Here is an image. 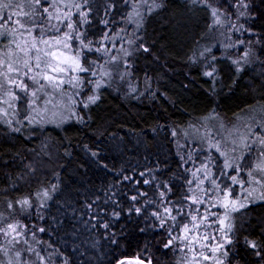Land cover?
Returning <instances> with one entry per match:
<instances>
[{
  "label": "snow or ice",
  "instance_id": "6c2138e0",
  "mask_svg": "<svg viewBox=\"0 0 264 264\" xmlns=\"http://www.w3.org/2000/svg\"><path fill=\"white\" fill-rule=\"evenodd\" d=\"M190 2L210 10V29L226 26L225 40L228 42L223 43L221 55L231 60L238 75L246 66H264V23L258 29L240 22L245 17L260 18L259 12L248 11L249 0ZM118 7L125 9V14L119 16L123 25L119 28L111 19L113 13L110 11ZM166 7V0H119V3L106 0L104 18H100L92 0H0V122L10 133H16L49 122L63 124L73 118L89 119L91 114L78 111V107L89 108L100 101L102 86L112 80L114 62L129 65L132 57L140 52L152 54L159 60L160 57L153 53L156 41L149 40L147 28L150 17ZM229 7L237 10L243 7L244 10L238 11L233 18ZM97 20L104 29L99 34L95 33ZM246 33H253L260 46L256 47L251 40L236 38ZM241 47L243 52L239 56H228L229 49L238 51ZM200 58H203L202 75L212 81L209 92L218 87L222 89L224 76L212 48L198 45L189 60L199 62ZM127 74L126 68L120 79ZM151 79L145 73L146 84ZM65 83L70 91L65 90ZM89 89L88 95H81ZM132 90L136 91L135 87ZM246 108L250 114L240 117L231 126L213 109L212 116L220 120L222 131L207 125L203 129L189 125L199 133L192 137L199 142L192 149L186 143H178V153L183 150L177 166L179 173L173 171L166 175L169 165L159 161L154 168L133 170L131 175L121 169L120 181H112L106 187L102 185L103 195L86 199L83 206L86 211L79 212L80 226H102L104 235L114 236L113 222L117 218L125 213L138 214L146 221L152 220V226L161 231L168 226L167 232L172 238L164 247L178 243L180 248L188 250L180 264H240L241 259H247L237 247L241 242L246 252L251 250L260 264H264V238L245 235L241 241L237 231V215L246 212L249 206L264 203V101L255 109L250 105ZM71 113L76 115L73 117ZM90 151L92 156L99 158V150ZM99 163L109 167L105 161ZM28 166L31 169V162ZM157 170L160 175L156 174ZM141 183L152 189L151 196L141 188ZM51 187L53 191L56 188L55 185ZM35 195L38 198L35 204L30 196H23L15 201L9 198L7 207L41 209L46 200L52 198L48 188H42ZM214 208L217 210L210 211ZM72 211L75 213L76 209ZM3 216L0 212V218ZM85 216L88 219H84ZM253 227H259L264 237V224ZM33 228L36 231L30 230L21 220L0 227L3 237L0 264H57L53 259L56 246L48 241L54 251L45 252L37 237V232L43 233L46 228H37L34 221ZM61 257L58 258L61 264H70L66 255L61 254Z\"/></svg>",
  "mask_w": 264,
  "mask_h": 264
},
{
  "label": "trees",
  "instance_id": "16d2710c",
  "mask_svg": "<svg viewBox=\"0 0 264 264\" xmlns=\"http://www.w3.org/2000/svg\"><path fill=\"white\" fill-rule=\"evenodd\" d=\"M115 2L119 3V0ZM166 3L163 11L150 17L147 28L149 40L156 41L153 53L160 57L159 60L152 54L140 52L132 57L129 65L114 62L112 80L102 86L100 101L89 108L78 107V111L91 114L89 119L73 118L62 125H47L42 130L44 136L29 138L22 132L4 135L0 130V212L4 213L0 227L15 220L23 221L32 231H36L33 221L37 228L45 227L46 231L37 232V237L45 252L54 251L48 241L56 246L53 259L57 264H61L58 259L62 258L61 254L69 258L70 264H117L120 261L125 264H180L188 250L180 248L178 243L164 247L172 238L168 235L167 225L161 231L152 226V220L125 213L113 222L116 235L106 236L102 226L81 227L79 212L86 211L83 208L86 199L103 195L102 185L106 187L112 181L121 180V169L131 175L133 170L154 168L159 161L169 165L166 175L173 171L179 173L177 166L183 150L178 153V143H186L192 149L199 142L192 139L194 133L189 125L202 129L211 121L213 109L221 119L227 116L232 120L245 111L246 106L264 98V76L255 72L259 64L246 66L238 75L231 60L221 55L223 43L228 42L225 40L227 31L209 28L211 13L208 8L194 6L190 0H166ZM105 4L106 0H92L100 18H104ZM220 6L224 7V4ZM228 10L234 18L244 9L229 7ZM110 11L116 27H122L119 16L125 14V9L118 7ZM248 11L259 12L260 18L245 17L240 22L259 29L264 23V0H249ZM103 30L97 20L95 33ZM221 33L225 35L221 36ZM236 38L251 40L256 47L260 46L253 33ZM198 45L211 47L213 55L217 56V64L224 76L222 89L218 87L209 92L212 81L202 75L203 58L199 62L189 60ZM242 52V47L238 51L229 49L228 56L237 57ZM99 56L97 53L96 58ZM126 68L129 74L120 79ZM145 73L152 78L147 84ZM133 87L136 91L132 90ZM90 91L81 95L86 96ZM71 115L74 117L76 113ZM90 150H99V158L92 156ZM100 160L109 167H103ZM29 162L34 170L29 168ZM156 174L161 172L157 170ZM52 185L56 186L54 191ZM140 186L152 195L150 187L142 183ZM42 188H48L52 198L46 200L41 209L28 210L19 205H15L14 210L7 207L9 198L15 201L23 196H30L35 204L38 200L35 193ZM72 209L76 212L73 213ZM247 211L253 213L249 222L246 218L247 224H239L241 212L236 217L241 241L245 235L264 238L259 227H253L264 224V203L249 206ZM9 214L16 215L13 216L16 218ZM40 216L44 219L41 220ZM256 218L260 220L256 221ZM177 233H180L179 229ZM237 247L242 256H247L240 264H260L251 250L246 252L242 242Z\"/></svg>",
  "mask_w": 264,
  "mask_h": 264
},
{
  "label": "rangeland",
  "instance_id": "374dc122",
  "mask_svg": "<svg viewBox=\"0 0 264 264\" xmlns=\"http://www.w3.org/2000/svg\"><path fill=\"white\" fill-rule=\"evenodd\" d=\"M216 29L218 32H222V31H225L226 30V26L225 27H219V26H216ZM255 72L257 74H259L260 76H264V66L262 65H258L257 68L255 69ZM258 76V75H257ZM65 87V90L66 91H70V88L69 86L67 85V83H65L64 85ZM43 99V96L42 98ZM57 99H59V91L57 90ZM264 101V98L262 100H256L255 103H253L252 105V109H255L256 108V105L260 102ZM66 102H69L70 103V100H68V98H66ZM250 114V111L248 109H245V111L241 112L240 115H237L235 118H233L232 120L231 119H228L227 116H225L224 118H222L224 121H226L229 126H231L232 124H235L237 122V120L240 118V117H243V116H246V115H249ZM211 121L207 123V126L210 127V128H215L217 131H222L221 129H219V123H220V120H218L217 118L215 117H211L210 119ZM67 120L64 121V123L66 122ZM63 123V124H64ZM47 125H62V124H57V123H53V122H49V123H46V124H43V125H40V126H32L30 128H27L26 130L24 131H21L23 134H25L26 138H29L31 136H36V135H41V136H44L43 132L42 131L43 129H45L47 127ZM39 127H42L41 129ZM39 128V129H38ZM201 129V128H200ZM203 129V128H202ZM0 130L1 131H4L2 132L4 135H11L13 133H10V130L5 126L3 125L2 122H0ZM193 130V129H192ZM21 132H16V133H21ZM194 133L193 136H198L199 133L195 132L194 130L192 131ZM38 133V134H37ZM43 134V135H42ZM257 204H260V203H257ZM249 209V208H248ZM214 211H216L217 209H213ZM13 212V211H12ZM12 216V214H9ZM13 216H16V215H13ZM12 218H16V217H13ZM246 218H247V221L249 222L251 220V218H253V213H250L249 211H246V212H241L240 214V217L238 218V222L240 225H244L245 223L247 224L246 222ZM260 219L256 218V221H258ZM247 226V225H246ZM3 237L1 238L0 237V242L2 241ZM123 264H125L123 262ZM127 264H131V263H127Z\"/></svg>",
  "mask_w": 264,
  "mask_h": 264
},
{
  "label": "water",
  "instance_id": "95a60500",
  "mask_svg": "<svg viewBox=\"0 0 264 264\" xmlns=\"http://www.w3.org/2000/svg\"><path fill=\"white\" fill-rule=\"evenodd\" d=\"M123 261H120L119 264H121ZM118 264V263H117Z\"/></svg>",
  "mask_w": 264,
  "mask_h": 264
}]
</instances>
